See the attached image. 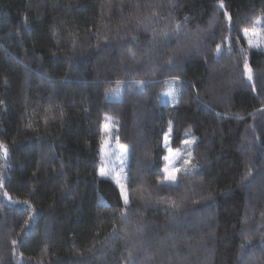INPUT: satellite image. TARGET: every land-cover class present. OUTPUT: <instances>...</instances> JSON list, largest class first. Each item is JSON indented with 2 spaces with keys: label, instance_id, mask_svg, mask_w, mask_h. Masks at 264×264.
I'll return each mask as SVG.
<instances>
[{
  "label": "trees",
  "instance_id": "obj_1",
  "mask_svg": "<svg viewBox=\"0 0 264 264\" xmlns=\"http://www.w3.org/2000/svg\"><path fill=\"white\" fill-rule=\"evenodd\" d=\"M220 3L0 0V264H264V50L243 36L264 0ZM105 115L127 208L97 174ZM166 134L194 141L175 183Z\"/></svg>",
  "mask_w": 264,
  "mask_h": 264
},
{
  "label": "rangeland",
  "instance_id": "obj_2",
  "mask_svg": "<svg viewBox=\"0 0 264 264\" xmlns=\"http://www.w3.org/2000/svg\"><path fill=\"white\" fill-rule=\"evenodd\" d=\"M256 29L261 33L260 36H253L252 30ZM244 41L246 44L251 48L264 50V15H261L259 19L255 22L254 26L247 31L244 32ZM251 41V45L249 43ZM177 88L178 83L175 80L166 82V85L161 93L160 102L164 103H173L177 97ZM173 93V95H169V93ZM110 125V130H105V124ZM102 127V143L99 146V168L97 174L100 178H110L117 184L118 188L120 189L119 185L123 184L126 186V176H127V166H128V149L121 145L116 138L113 136V132H116L115 122L114 119L110 116L105 115L103 122L101 124ZM168 136V134H166ZM165 135V136H166ZM185 140H192L190 137H186ZM184 140V141H185ZM169 141V136H168ZM168 141L166 142L164 139L163 145L166 148V156L169 157L166 160L163 172L165 169L171 170L172 168L179 167V160H187V155L189 149L191 148L190 145L182 144L181 149H175L168 147ZM165 156V157H166ZM101 172H107L106 176H101ZM165 174V173H164ZM164 174L161 178V181L168 182V183H175L172 181L163 180ZM119 180V184L117 183Z\"/></svg>",
  "mask_w": 264,
  "mask_h": 264
},
{
  "label": "snow or ice",
  "instance_id": "obj_3",
  "mask_svg": "<svg viewBox=\"0 0 264 264\" xmlns=\"http://www.w3.org/2000/svg\"><path fill=\"white\" fill-rule=\"evenodd\" d=\"M220 7L221 8H226V5L223 3V0H221ZM224 15L230 19V16H229V14L227 12H225ZM247 31L248 30L245 29V33H247ZM162 35L163 36H167V35H169V33H162ZM252 35L253 36H260L261 33L259 31H257L256 29H253L252 30ZM133 39H135V38H133ZM249 43L251 45V41H249ZM220 47H221L220 45H217V49H219ZM170 63H171V61H170ZM245 71H246V73L250 72L247 64L245 65ZM173 79H178V77H174ZM248 79H252V77H251L250 74L248 76ZM119 83L120 82L118 81L117 84H119ZM137 83H139V82H137ZM169 95H173V93L170 92ZM105 130H110V125L107 124V123L105 124ZM165 141L166 142L168 141V136L167 135L165 136ZM183 143L185 145H190V144L194 143V141H192V140H185V141H183ZM0 149H3L5 151V153L7 152L6 147L4 145H2V144H0ZM189 156H191V153H189ZM165 159L168 160L169 157L166 156ZM189 163L190 162L188 160L185 161V165H188ZM177 171H179V169H176V168H172L171 170L165 169L164 170V173L165 174H164L163 180L175 182L176 179H177ZM100 175L101 176H106L107 175V172H101ZM161 182H163V181H161ZM117 183L119 184V180H117ZM0 186H2V182H0ZM119 187H120V198L122 199V201H123V203L125 205V208H127L130 201H129V195H128L127 190H126V186L123 185V184H120ZM167 203L171 207H178L179 206L175 201H172V200L167 201ZM121 215L123 216L124 213L122 212ZM249 242H250V238H248L246 240L245 244H247ZM12 243L15 244L16 241H13ZM241 247L244 248L245 245H241ZM131 258L132 257H131V253H130L129 254V260H131Z\"/></svg>",
  "mask_w": 264,
  "mask_h": 264
}]
</instances>
